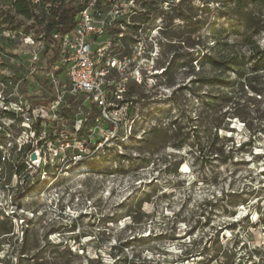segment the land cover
Here are the masks:
<instances>
[{"label": "rangeland", "instance_id": "obj_1", "mask_svg": "<svg viewBox=\"0 0 264 264\" xmlns=\"http://www.w3.org/2000/svg\"><path fill=\"white\" fill-rule=\"evenodd\" d=\"M142 6L116 131L66 142L58 121L33 168L25 117L50 97L18 70L39 21L0 0V264H264V0ZM65 96L59 114L87 119Z\"/></svg>", "mask_w": 264, "mask_h": 264}, {"label": "built area", "instance_id": "obj_2", "mask_svg": "<svg viewBox=\"0 0 264 264\" xmlns=\"http://www.w3.org/2000/svg\"><path fill=\"white\" fill-rule=\"evenodd\" d=\"M5 1L9 12L27 11L39 21L35 32L21 37L23 46L31 51L23 54L27 55L28 65L19 60L23 70H18L31 80L29 89L50 97L45 105L35 104L32 114L25 117L33 132L28 143L35 141L29 152L35 153V158L30 157L33 168L44 155L43 144L54 137L59 140V135L52 132L58 121L63 127L68 123L71 126L66 142L86 143L95 138L100 142V136H112L123 117V94L128 81V55L121 54L119 48L128 46V16L145 12L144 0ZM19 1L24 3L22 10L16 8ZM14 35L13 30H0V38ZM41 54L45 65L40 66ZM65 94L81 99L87 106V119L80 113L69 118L59 114L68 106ZM86 121L88 135L81 139L78 132ZM20 219L21 223L25 221ZM124 264H128V258Z\"/></svg>", "mask_w": 264, "mask_h": 264}, {"label": "trees", "instance_id": "obj_3", "mask_svg": "<svg viewBox=\"0 0 264 264\" xmlns=\"http://www.w3.org/2000/svg\"><path fill=\"white\" fill-rule=\"evenodd\" d=\"M24 7V3L22 1H19L17 2L16 4V8L17 10H22V8ZM23 14L29 16V13L27 11H23L22 12ZM256 55L255 56V61L253 63V68L255 70L257 69H260L262 67H264V48L263 49H257L256 51ZM231 63L235 66V67H238L240 65V62L239 60H237V58H231ZM203 60H205L207 63L213 65L214 67H217V68H220V67H223V66H227V62L226 60H220V59H215L213 58L210 54H206L204 57H203ZM252 135L254 136V134L252 133Z\"/></svg>", "mask_w": 264, "mask_h": 264}, {"label": "water", "instance_id": "obj_4", "mask_svg": "<svg viewBox=\"0 0 264 264\" xmlns=\"http://www.w3.org/2000/svg\"><path fill=\"white\" fill-rule=\"evenodd\" d=\"M30 157H31V158H35V153H31V154H30Z\"/></svg>", "mask_w": 264, "mask_h": 264}, {"label": "bare ground", "instance_id": "obj_5", "mask_svg": "<svg viewBox=\"0 0 264 264\" xmlns=\"http://www.w3.org/2000/svg\"><path fill=\"white\" fill-rule=\"evenodd\" d=\"M186 167H187V166H186L185 164L182 165V168H183V169L186 168Z\"/></svg>", "mask_w": 264, "mask_h": 264}]
</instances>
